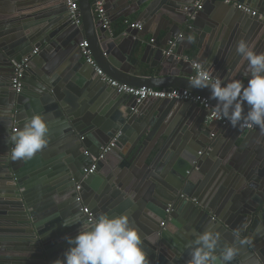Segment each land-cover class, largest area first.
Returning <instances> with one entry per match:
<instances>
[{"label": "water", "instance_id": "95a60500", "mask_svg": "<svg viewBox=\"0 0 264 264\" xmlns=\"http://www.w3.org/2000/svg\"><path fill=\"white\" fill-rule=\"evenodd\" d=\"M184 1H106L105 10L116 11L117 18L134 15L146 29L162 23L168 33L157 47L154 36L152 43L145 40L143 26L109 37L90 0H77L79 26L72 24L65 0H0V264L63 259L66 237L81 226H65L63 220L79 216L89 223L82 208L92 219L127 213L146 237L150 264H188V245L210 228L221 233L220 247L238 248L231 264H264V157L244 155L249 137L264 144V132L228 126L220 140H212L218 131L210 128L217 124H206L200 107L179 101L157 100L165 105L142 113L146 101L136 105L133 97L102 83L79 48L86 42L97 68L121 84L188 91L215 105L209 89L190 86L193 63L247 83V67L237 71L241 56L233 55L240 35L264 53V11L236 15L241 12L221 0H208L213 6L195 11V0ZM129 6L131 12H123ZM190 24L198 36L195 48L191 42L184 47L180 34ZM171 40L176 48L165 56ZM34 48L39 54L16 93L14 67ZM69 81L82 89L74 92L78 97L65 89ZM36 113L48 123L49 144L31 160L13 161L8 136ZM116 135L114 148L84 178V169Z\"/></svg>", "mask_w": 264, "mask_h": 264}, {"label": "clouds", "instance_id": "9594fccd", "mask_svg": "<svg viewBox=\"0 0 264 264\" xmlns=\"http://www.w3.org/2000/svg\"><path fill=\"white\" fill-rule=\"evenodd\" d=\"M236 53L247 62V83L235 78L225 81L214 75V68L198 60L193 63L194 75L189 84L209 89L211 98L217 101L210 118L226 119L233 128L258 127L264 132V53H256L244 40L238 42ZM48 132V123L41 114L25 117L23 126L14 127L8 136L11 159L34 158L48 146ZM63 224L81 226L74 237H66L69 248L54 264H150L143 248L146 237L127 213H101L90 223L82 222L79 216H68ZM220 241L221 233L214 228L197 235L188 245V264H231L238 248L231 244L220 247Z\"/></svg>", "mask_w": 264, "mask_h": 264}, {"label": "built area", "instance_id": "2783aa9c", "mask_svg": "<svg viewBox=\"0 0 264 264\" xmlns=\"http://www.w3.org/2000/svg\"><path fill=\"white\" fill-rule=\"evenodd\" d=\"M92 4V12L96 20L100 23L101 27L107 32H110V19L107 15V12L105 10V0H90ZM223 4L225 5H231L234 8H236L238 11H240L243 14H247L250 17H256L258 15V12L256 10H253L252 8L238 4L234 2L233 0H221ZM65 5L68 9L70 18L72 20V24L75 26H79L81 24L80 16H79V10H78V4L77 0H65ZM202 7L201 3H195L194 8L195 11H200ZM186 11V8L184 9V12ZM261 16V15H260ZM131 27H134L136 29H141V25L135 24ZM153 40L150 41L152 43ZM79 48L81 50V54L85 59V62L93 67L95 74L100 78V81L107 85L108 87L112 88L117 94H124L130 97H133L135 99L136 105H140L145 101L149 100H166V101H179L183 103H188L192 105H196L200 107L203 111H205V123H215L219 125L221 128H226L228 126H231L230 122L226 119L223 120H217L215 118H210V113L212 111V105L207 99L192 94L188 91L183 90H177V89H170V90H158V89H151V88H136L132 86H128L125 84H121L115 80L110 79L108 76H106L99 68H97L94 60L91 57L90 51L88 50V45L86 42H83L79 45ZM176 48L175 42L169 43V48L165 51V56H168L171 54V52ZM39 54V49L34 48L31 53L26 56L20 63L16 64L14 67L13 72V78H12V87L15 90L16 93H19L21 90V80L23 78L24 73L29 69V65L31 62V59ZM193 68V65H192ZM194 75V68L193 73L191 76H189V80ZM241 129V128H239ZM241 130L244 131H261L258 127L253 128H243ZM119 135L114 136V138L105 146L100 148L98 157L93 161V164L88 167L87 169H84L83 174L84 178H86L89 175H92L96 172L98 164L102 162L105 159V156L111 152V150L114 148L115 143L117 142ZM76 190L79 191L80 187L76 186ZM194 201V200H192ZM172 210V207L169 206L166 209V214H169ZM82 213L87 216V221L90 223L92 220V214L90 213L88 208H82ZM164 225V222L161 223V226Z\"/></svg>", "mask_w": 264, "mask_h": 264}, {"label": "crops", "instance_id": "0c3cea01", "mask_svg": "<svg viewBox=\"0 0 264 264\" xmlns=\"http://www.w3.org/2000/svg\"><path fill=\"white\" fill-rule=\"evenodd\" d=\"M107 0H105L106 2ZM208 0H195V3H201L203 4V7L205 4H209V6H213L212 3L210 2H207ZM236 2H238L237 0H235ZM186 4H190L191 1L190 0H185L184 1ZM262 3V5H261ZM238 4H241V5H245V6H248L250 8H252L253 10H256L257 12H260V10H263L264 9L261 7L263 6L264 4V1L262 2V0H253V2L251 3V5H248V4H244V3H238ZM258 4V5H257ZM131 6H129V8H127V10L123 11V12H131L132 9H130ZM229 10V9H228ZM262 11V12H263ZM107 12V15L109 16V19H110V32H107L108 36L111 37V38H117V37H122V35L124 34V31L131 27L132 25H135V24H139L140 23H137L136 19L137 17L136 16H131L129 17L128 19H124V18H117L116 17V11H106ZM262 14V13H261ZM236 15H241L243 16V13H240V14H236ZM240 16V17H241ZM98 21V20H97ZM256 21V20H254ZM99 23V22H98ZM248 23H250V25L254 24V22L248 20ZM262 22L258 20L256 21V25H259L258 27H262ZM143 26V33L144 32H147V35L145 37V40L150 42L152 40V37L154 36L156 42H157V47L160 46V44H162L165 40V37L168 33V31H162V23H160L159 25H151V26H147V29L144 28V24L142 25L141 24V28ZM146 26V25H145ZM190 28L186 27L185 26H181L180 27V30H181V35L183 36V38L186 40V44L184 45L187 46L189 44V42L192 43V46L193 48H195V46L197 45L198 43V36L195 34V29L191 26H189ZM188 28V29H187ZM241 36V40H245V36L244 35H240ZM190 38V39H189ZM240 38V37H239ZM170 42H175L174 40H171ZM167 43V47L165 49V51L169 48V43ZM252 45H254L252 43ZM253 48V47H252ZM254 49V48H253ZM256 51V49H255ZM185 55L187 56L188 55V52L187 50H185ZM234 60H237V53L235 52L234 53ZM239 64H238V67H237V71H239L240 69L242 68H246L247 67V62L242 58V57H239ZM188 71V70H187ZM145 76V75H143ZM221 78H223L225 81H228L230 79H233L235 78V74H232L231 76L229 75V73H226L224 77L221 76ZM116 81V80H115ZM70 83L67 85V88L65 87V89L67 90V92L71 93V95L75 96V97H78L75 93L76 91H79L80 93L78 95L81 94V91L82 89H79L77 86H76V83L74 84V82L72 81H69ZM132 86V85H131ZM70 87V88H69ZM132 87H135V86H132ZM160 90V89H159ZM75 92V93H74ZM79 99V98H78ZM157 100H149V101H146L145 103V106L144 108L142 109V113L143 112H146L148 110H151L153 109V107H161L162 105H165V104H162V102H159L157 103L156 102ZM75 102L77 104L78 103H81L80 100H77V98L75 99ZM165 103V102H164ZM211 133L213 132H217V135L212 138V140H215V139H221V136H220V133H223L225 131V129L219 127V126H215V125H211ZM233 133V132H232ZM236 135L235 134H232L230 137L231 138H234ZM257 137V136H256ZM240 142V140H238L236 142V144H238ZM250 153L252 156H254L255 158L262 155L264 157V144H261V142H259L254 136H252L251 138L249 137V141L247 142L246 144V149L244 150V155L245 154H248ZM224 193V192H223ZM142 216V215H141Z\"/></svg>", "mask_w": 264, "mask_h": 264}]
</instances>
